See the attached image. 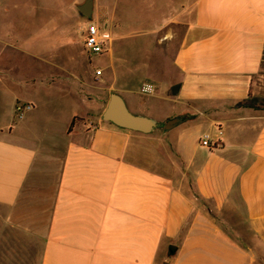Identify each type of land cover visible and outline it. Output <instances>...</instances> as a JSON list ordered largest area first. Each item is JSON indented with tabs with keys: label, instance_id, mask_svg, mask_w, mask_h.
<instances>
[{
	"label": "crops",
	"instance_id": "0c3cea01",
	"mask_svg": "<svg viewBox=\"0 0 264 264\" xmlns=\"http://www.w3.org/2000/svg\"><path fill=\"white\" fill-rule=\"evenodd\" d=\"M184 8L159 27L181 32L171 51L156 45L165 73L141 83L154 94L119 90L134 115L161 124L187 118L167 132L100 123L99 99L85 98L81 77H67L55 93L44 87L50 78L35 80L36 64L21 77L0 63V264H158L170 246L175 258L161 264H264V0ZM19 36L0 28L3 54L31 55ZM5 84L86 112L71 114L62 143L45 146L28 112L15 119L16 103L33 99L15 96L5 106ZM205 134L216 148L200 146ZM187 181L207 209L188 196Z\"/></svg>",
	"mask_w": 264,
	"mask_h": 264
},
{
	"label": "rangeland",
	"instance_id": "374dc122",
	"mask_svg": "<svg viewBox=\"0 0 264 264\" xmlns=\"http://www.w3.org/2000/svg\"><path fill=\"white\" fill-rule=\"evenodd\" d=\"M84 1L86 0H0V28L18 31L19 38L23 41L21 48H24L22 44L28 38L30 45L25 48L31 53L30 56L21 52L8 55L3 54L0 49V63H12L21 77L29 70L28 65L36 64L35 80L50 78V82L44 87L55 93L65 89L70 76L81 77L85 98L93 96L99 99L100 116L111 94V88L124 100L127 95L119 91L121 88L139 91L146 74L155 75L158 72L162 75L165 69L161 73L158 66L163 64L166 67V64L159 62L156 67V45L165 44L171 51L181 31L173 24L162 30L159 27L167 20L177 19L182 10L186 9L184 6L194 0H93L90 19H86L77 10V6ZM90 24L106 28L105 33L112 39L108 53L89 57L84 51L82 41L85 28ZM175 33L173 38L172 34ZM163 34H166L164 37L167 39L164 42ZM96 70H101L103 77L96 76ZM3 91L5 106L15 96L33 99L31 106L34 110L25 117L29 116L27 123L32 134L45 146L62 143L65 138L63 132L71 114L86 112L85 106H76L67 99L59 100L54 95L48 98L42 91L27 92L24 87H8L6 84ZM135 96L139 102L151 101V98L140 94ZM127 107L129 111L134 110L131 105ZM93 121H96V117H93ZM158 130L161 131L162 128ZM211 132L214 136L216 130ZM206 136L209 137L205 134L204 137L207 138ZM183 188L190 198L195 199L197 208L207 209L203 201L194 194L189 181L183 183ZM173 258L175 256H168V250L163 247L159 251L157 262L168 263Z\"/></svg>",
	"mask_w": 264,
	"mask_h": 264
},
{
	"label": "water",
	"instance_id": "95a60500",
	"mask_svg": "<svg viewBox=\"0 0 264 264\" xmlns=\"http://www.w3.org/2000/svg\"><path fill=\"white\" fill-rule=\"evenodd\" d=\"M77 10L86 19H90L93 14V0L84 1L81 5L77 6ZM100 119L102 122L109 123L118 129L143 135L152 134L158 128H162L165 132L170 131L187 120V118L183 116L174 117L159 126V123L155 119L132 114L125 101L115 93L109 95L106 107ZM175 250V246H170L168 256L173 255Z\"/></svg>",
	"mask_w": 264,
	"mask_h": 264
},
{
	"label": "built area",
	"instance_id": "2783aa9c",
	"mask_svg": "<svg viewBox=\"0 0 264 264\" xmlns=\"http://www.w3.org/2000/svg\"><path fill=\"white\" fill-rule=\"evenodd\" d=\"M106 28H101L96 24L87 25L85 28L84 38H83V48L84 51L89 56H100L102 54L108 53L112 43V39L108 34L105 33ZM102 74L101 70H96L95 75L100 76ZM155 92V86L151 83L145 82L140 87V93L142 95H152ZM32 106L29 103H16L14 107V115L16 120H22L25 114L31 111ZM200 146L212 149L218 146V142L212 143L209 139L205 138L200 141Z\"/></svg>",
	"mask_w": 264,
	"mask_h": 264
},
{
	"label": "trees",
	"instance_id": "16d2710c",
	"mask_svg": "<svg viewBox=\"0 0 264 264\" xmlns=\"http://www.w3.org/2000/svg\"><path fill=\"white\" fill-rule=\"evenodd\" d=\"M78 119L77 118H73L71 124H70V127H69V131L70 129L72 128V126L74 125V123L77 121Z\"/></svg>",
	"mask_w": 264,
	"mask_h": 264
}]
</instances>
